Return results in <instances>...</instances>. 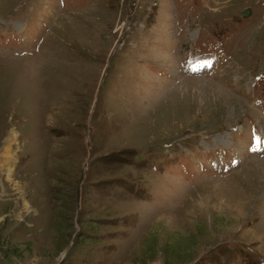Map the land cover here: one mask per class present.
Listing matches in <instances>:
<instances>
[{"label":"rangeland","instance_id":"rangeland-1","mask_svg":"<svg viewBox=\"0 0 264 264\" xmlns=\"http://www.w3.org/2000/svg\"><path fill=\"white\" fill-rule=\"evenodd\" d=\"M0 264H264V0H0Z\"/></svg>","mask_w":264,"mask_h":264},{"label":"bare ground","instance_id":"bare-ground-1","mask_svg":"<svg viewBox=\"0 0 264 264\" xmlns=\"http://www.w3.org/2000/svg\"><path fill=\"white\" fill-rule=\"evenodd\" d=\"M196 56H202V55H196ZM196 56H194V57H196ZM203 56H208V55H203ZM194 57H193V59H194ZM200 59H201V58H200ZM191 61H193V60H191ZM201 63H202V62H201ZM189 64H190V63H189ZM190 65H191V64H190ZM198 65H199V64H198ZM204 65H205V64H204ZM204 65H203V66H204ZM195 67L198 68L197 66H195ZM190 68H191L192 70H194V71H195V70H198V69H193L192 66H190ZM6 143H8V141H6Z\"/></svg>","mask_w":264,"mask_h":264}]
</instances>
